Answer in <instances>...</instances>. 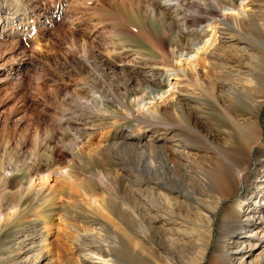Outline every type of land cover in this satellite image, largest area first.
<instances>
[{"label":"rangeland","instance_id":"1","mask_svg":"<svg viewBox=\"0 0 264 264\" xmlns=\"http://www.w3.org/2000/svg\"><path fill=\"white\" fill-rule=\"evenodd\" d=\"M219 5H236L253 14L242 31L251 44L245 62L259 71L256 65L264 58V0H0V264H83L74 246L78 232L95 233L118 252L135 240L153 238L151 228L132 221L134 192L129 194L121 181L107 187L99 179L114 171L117 158L103 150V130L113 128L109 137L118 128L136 138L138 132L149 133L133 124L134 115L152 118L150 112L141 113L132 103L130 113L118 103L125 93L132 97L155 82L160 93L172 89L177 96L181 77L161 71L171 50L175 59L183 53L182 61L196 60V53L215 35L209 50L223 43L222 58H238L229 41L236 37L226 34L227 25L211 16L216 11L229 14ZM221 37L229 40L222 42ZM186 53L192 54L186 58ZM92 94L109 100L108 106H118V116L132 126L113 127L115 120L99 126L93 109L86 111L77 102ZM159 96L152 95L157 104L162 101ZM234 110L245 117L242 104ZM193 111L212 133L211 140L229 138L227 115L225 119L210 106ZM259 119L264 143V106ZM235 123L237 137L247 133L248 121ZM160 136L175 142L166 132ZM82 145L90 146L91 152L87 148L81 153ZM124 157L133 162L144 156ZM72 187L81 193L74 199ZM93 197L98 205L106 204L101 211L119 226L107 220L109 228L97 223L104 217L92 208ZM72 219L78 228L72 229ZM244 232L251 240L239 253L254 261L264 251L261 229L256 223ZM216 240L217 231L209 258Z\"/></svg>","mask_w":264,"mask_h":264},{"label":"bare ground","instance_id":"2","mask_svg":"<svg viewBox=\"0 0 264 264\" xmlns=\"http://www.w3.org/2000/svg\"><path fill=\"white\" fill-rule=\"evenodd\" d=\"M219 6L229 14L216 11L211 16L227 25L223 27L226 34L236 37L235 41L221 38L222 42H231L238 58H222L226 51L223 43L214 51L209 50L215 43V35L196 53V60L182 61L183 53L175 59L176 52L171 50L168 53L170 61L161 66V71H172L181 77L178 95L173 94L172 89L160 93L155 89L158 88L154 86L158 85L155 82L132 97L125 93L118 103L130 113L134 109L132 103L141 113L150 112L152 118L134 115L133 124L149 133L138 132L136 138L118 128L109 137L113 128L103 130V150L117 158L113 160L114 171L100 174L99 179L107 187L121 181L128 187L129 194L134 192V196L131 194L135 201L134 204L131 202L132 221L140 228H151L153 238L135 240L133 245L118 252L100 241L98 235L95 237V233L78 232L80 238L74 246L83 264H264V251L254 261L246 259V253H239L245 242L251 240L244 231L256 223L261 229L262 237L259 238L264 245V143L259 119L264 106V58L260 57V65H256L262 72L248 66L252 62H245L247 53L251 55V44L242 31L253 14L236 5ZM204 20L209 19H201ZM190 54L186 53V58ZM84 57L87 59L88 55L85 53ZM154 93L162 99L159 104L152 97ZM108 101L96 94L86 101L77 100L84 110L93 109L100 117L99 126L107 120H115L113 127L123 123L132 126L118 116L121 113L119 107L108 106ZM240 104L245 107V117L234 110ZM205 106L221 113L225 119L226 115L229 117L231 132L226 141L220 140L222 137L218 141L214 137L211 140L212 133L203 128L195 115L194 109ZM116 116L120 119L114 118ZM241 121H248L245 124L247 133L237 137L232 124L236 126L235 122ZM156 129L161 131L156 134ZM160 132L170 134L175 142L167 143ZM87 146L82 145L80 152H86L87 148L91 152L92 148ZM126 153L144 157L130 162L124 157ZM243 188L248 191V196L243 193ZM74 190L72 187V199L79 193ZM91 199L92 208L104 217L97 222L100 226L109 228L111 223L119 226L113 217L108 218L101 211L107 207L104 202L98 205L95 197ZM173 225L176 226L174 231L171 230ZM76 228L78 224L72 219V229ZM215 231L216 247L210 259ZM33 263L37 264L36 261Z\"/></svg>","mask_w":264,"mask_h":264}]
</instances>
